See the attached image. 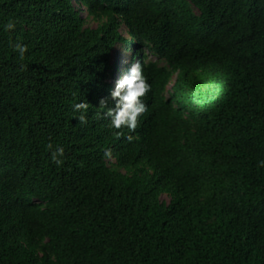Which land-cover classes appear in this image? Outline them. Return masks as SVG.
<instances>
[{
  "label": "trees",
  "instance_id": "1",
  "mask_svg": "<svg viewBox=\"0 0 264 264\" xmlns=\"http://www.w3.org/2000/svg\"><path fill=\"white\" fill-rule=\"evenodd\" d=\"M78 1L0 0V264H264V0ZM130 43L134 131L99 107Z\"/></svg>",
  "mask_w": 264,
  "mask_h": 264
},
{
  "label": "clouds",
  "instance_id": "2",
  "mask_svg": "<svg viewBox=\"0 0 264 264\" xmlns=\"http://www.w3.org/2000/svg\"><path fill=\"white\" fill-rule=\"evenodd\" d=\"M81 3V2H80ZM83 5V4H82ZM15 24L9 22L6 25V29H14ZM127 26L122 27V32L128 38H131V34ZM133 45V43H130ZM119 46L117 53L113 57L112 68L109 73L108 81L112 85V90L110 91V99L114 102L113 107H108L109 99L102 98L100 100L99 107L102 108L103 115L109 119V127L112 129H122L127 128L129 131H134L137 128L139 118L146 112L147 105L144 102V97L150 89V85L147 82V79L143 73V66L140 62H134V50L133 55L124 70V75L120 78L118 73L119 66L118 62L121 59V47H129V45ZM134 48V47H133ZM15 50L17 51L20 59H23L25 52L27 51V46L23 44H16ZM123 58V57H122ZM74 111L86 113L88 110V104L85 102L75 103L73 105ZM106 109V111H105ZM81 123L86 122L84 114H81L79 117ZM131 139V136L128 137ZM51 148V145H49ZM65 155L64 149L62 147L53 151L51 154V160L57 165H62ZM105 156L111 158V150L105 152ZM264 164V161L261 162Z\"/></svg>",
  "mask_w": 264,
  "mask_h": 264
},
{
  "label": "rangeland",
  "instance_id": "3",
  "mask_svg": "<svg viewBox=\"0 0 264 264\" xmlns=\"http://www.w3.org/2000/svg\"><path fill=\"white\" fill-rule=\"evenodd\" d=\"M73 2L76 4L78 9H80V11H82V13H85L86 7L84 5H82V3H80L78 0H73ZM120 51H121V59L118 62V65H120V66H119L118 73L116 74V76L119 75L121 78L124 75V70H125L126 66L128 65L132 55H133V45L130 44L129 47H127V48L121 47ZM151 57L155 59V57L153 55H151ZM171 86H172V81H170L167 84V92H166L167 95H169L168 91L171 89ZM162 198L164 200H167V201H169V199H170L166 194H163Z\"/></svg>",
  "mask_w": 264,
  "mask_h": 264
}]
</instances>
